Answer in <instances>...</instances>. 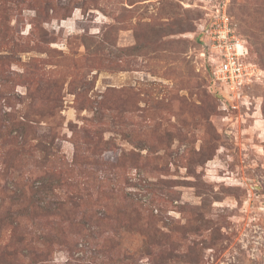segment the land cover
<instances>
[{"label": "rangeland", "instance_id": "1", "mask_svg": "<svg viewBox=\"0 0 264 264\" xmlns=\"http://www.w3.org/2000/svg\"><path fill=\"white\" fill-rule=\"evenodd\" d=\"M206 8L0 0V264H264V79L217 93Z\"/></svg>", "mask_w": 264, "mask_h": 264}, {"label": "built area", "instance_id": "2", "mask_svg": "<svg viewBox=\"0 0 264 264\" xmlns=\"http://www.w3.org/2000/svg\"><path fill=\"white\" fill-rule=\"evenodd\" d=\"M230 0H208L206 21L200 33L199 57L221 96L241 99L245 89L264 79V70L252 60L247 43L230 15ZM221 93H220V92Z\"/></svg>", "mask_w": 264, "mask_h": 264}]
</instances>
